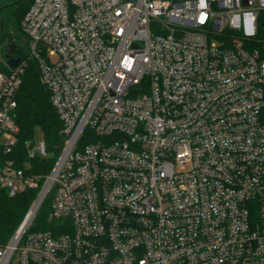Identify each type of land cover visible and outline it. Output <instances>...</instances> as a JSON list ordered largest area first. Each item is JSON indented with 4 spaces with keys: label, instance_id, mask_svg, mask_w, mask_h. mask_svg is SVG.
<instances>
[{
    "label": "built area",
    "instance_id": "2783aa9c",
    "mask_svg": "<svg viewBox=\"0 0 264 264\" xmlns=\"http://www.w3.org/2000/svg\"><path fill=\"white\" fill-rule=\"evenodd\" d=\"M21 27L24 55L0 14V188L49 156L16 150L31 60L66 141L0 264H264V0H33Z\"/></svg>",
    "mask_w": 264,
    "mask_h": 264
},
{
    "label": "trees",
    "instance_id": "16d2710c",
    "mask_svg": "<svg viewBox=\"0 0 264 264\" xmlns=\"http://www.w3.org/2000/svg\"><path fill=\"white\" fill-rule=\"evenodd\" d=\"M33 0H13L0 4V14L3 19L4 33L10 39L25 42L28 37L22 31V20ZM17 51H19L17 49ZM24 55V53H22ZM7 65L0 59V70H7ZM22 85L18 92L15 118L20 126L19 141L16 150L25 154V142L36 138V132L41 131L49 150V156L32 159V169L40 175L36 188H27L15 196H10L6 188H0V247L6 246L23 222L33 202L41 191L45 178L52 171L66 137L63 133V122L55 109L51 92L42 81L38 63L31 60L22 72ZM53 203V192H50L43 202L31 230L49 229L55 220L50 219Z\"/></svg>",
    "mask_w": 264,
    "mask_h": 264
},
{
    "label": "water",
    "instance_id": "95a60500",
    "mask_svg": "<svg viewBox=\"0 0 264 264\" xmlns=\"http://www.w3.org/2000/svg\"><path fill=\"white\" fill-rule=\"evenodd\" d=\"M12 51H14V48H12ZM22 59L23 58L21 56H14L11 54H7V63L13 68L16 67L19 63H21ZM28 222H29L28 219L23 221L21 225V230H23L27 226Z\"/></svg>",
    "mask_w": 264,
    "mask_h": 264
},
{
    "label": "rangeland",
    "instance_id": "374dc122",
    "mask_svg": "<svg viewBox=\"0 0 264 264\" xmlns=\"http://www.w3.org/2000/svg\"><path fill=\"white\" fill-rule=\"evenodd\" d=\"M21 43V46H19L17 49L19 50V52L20 53H23V45H25L24 43H25V41L23 40L22 42H20ZM36 140H40L41 139V137H42V133H41V131H37L36 132ZM34 203V202H33Z\"/></svg>",
    "mask_w": 264,
    "mask_h": 264
},
{
    "label": "bare ground",
    "instance_id": "6f19581e",
    "mask_svg": "<svg viewBox=\"0 0 264 264\" xmlns=\"http://www.w3.org/2000/svg\"><path fill=\"white\" fill-rule=\"evenodd\" d=\"M32 214H33V212L30 214V217L28 219H30L32 217Z\"/></svg>",
    "mask_w": 264,
    "mask_h": 264
}]
</instances>
